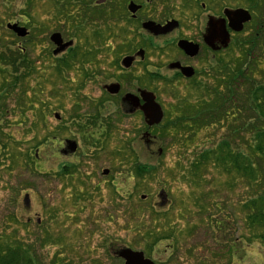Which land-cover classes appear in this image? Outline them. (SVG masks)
Returning <instances> with one entry per match:
<instances>
[{
  "label": "rangeland",
  "instance_id": "1",
  "mask_svg": "<svg viewBox=\"0 0 264 264\" xmlns=\"http://www.w3.org/2000/svg\"><path fill=\"white\" fill-rule=\"evenodd\" d=\"M31 1L0 0V53L15 50L22 41L5 28L7 22H22L25 13V26L30 31L21 44L25 47L20 70L24 80L8 95L0 91V235L30 246L43 264H124L116 254L124 247L143 251L156 264H264V243L255 237L244 213L250 183L225 172L220 161V165L212 163L200 171L192 166L198 160L197 153L220 145L229 131L227 124L217 123L201 131L195 144L188 147L179 138L176 142L163 136L161 126L145 129L141 113L111 117L102 114L98 119L101 125L95 127L89 123L91 118L82 117L83 123L92 126V139L86 140L71 124L69 132L65 120L96 109L102 85L113 80L108 76L113 63L108 53L120 49L124 39L127 44L128 38L116 33L121 22H109L116 35L107 32L102 49L91 57L97 70L107 74H98L97 82L91 80L82 86V70L77 68L67 70V80H61L56 69L50 67V62L56 60L52 58L50 35L60 31L63 38L81 45L84 27L79 26L82 39L74 38L70 21L65 23V16L55 15L52 0ZM155 1L153 15L157 17L165 8L174 17L199 14L204 23L215 11L220 16L226 7H245L242 0L203 1L206 11L201 8V0L190 8L185 0ZM193 1L187 0L190 4ZM252 22L259 23L253 17L237 40L250 34ZM41 23L46 26L39 31L35 27ZM100 23L87 21V31L105 30L108 22ZM236 41L228 46L232 56L238 55ZM260 47L264 49V44ZM223 54L226 52L219 55ZM168 57L156 52L149 59L153 63L147 65L148 69L158 68ZM29 62L33 70L28 68ZM142 66L133 72V83L125 86L126 92L148 87ZM262 76L257 75L259 83H264ZM2 78L0 73V90ZM168 78L166 74V80L155 85L167 120L177 116L169 112L172 103L187 97L189 104H195L198 96L192 84H174ZM11 79L8 77L7 82ZM109 106V111L117 108ZM55 113L61 116L59 120ZM55 126L62 135L59 144L49 140L40 144ZM100 127L106 128L104 133L98 131ZM147 130L150 133L146 138ZM66 138L78 142V150L72 155L61 153ZM149 138L155 141L150 150L145 145ZM182 140L186 141V135ZM230 140L236 141L234 137ZM159 148L163 149L161 155ZM62 163L76 164L77 174L67 178L56 175ZM105 169L107 175L103 174ZM221 221L224 228L216 224ZM233 242L241 244L232 257L228 248Z\"/></svg>",
  "mask_w": 264,
  "mask_h": 264
},
{
  "label": "trees",
  "instance_id": "2",
  "mask_svg": "<svg viewBox=\"0 0 264 264\" xmlns=\"http://www.w3.org/2000/svg\"><path fill=\"white\" fill-rule=\"evenodd\" d=\"M118 1L121 3L117 5L115 2ZM202 1L207 2L209 0ZM27 3L31 4L32 1ZM124 3L125 0H113L107 4L105 12L101 16L106 21L114 22L121 14L118 9H125ZM242 3L253 13L255 21L259 23L252 22V26L249 25L250 34L244 40L237 41L238 55L232 56L228 50L225 51L226 55L223 54L218 57L217 74L213 83L210 85H193V89H198L196 103L189 104L190 100L183 97L184 99L179 102L177 108V116L174 119L171 117L167 120V118L159 131L163 136H170L176 142L179 138V142L181 141L188 147V145L195 144V138L199 136L201 131L217 123L227 124L229 131L225 133L220 145H216V148L207 147L197 153L196 156H198L195 158L198 160L192 166L195 170L200 171L202 168L203 170L207 169L208 165L212 163L220 165L217 162L220 161L225 172L234 173L233 175L238 176L239 179H244L250 183V196L243 203L244 213L251 231L256 234V238L261 239L264 243V230H261L264 227V83H259L256 79L259 73L264 75V58H262L264 57V49H260L262 48L260 46L264 44L262 41L264 35V0H242ZM116 7L118 8L116 9ZM98 40H100L98 36L92 37L90 46ZM78 45L80 46V44ZM22 53L19 49H8V52L0 54L2 83L5 82L3 86L6 90L8 87L10 93L13 91V87L21 84L24 80L23 74H20ZM94 53L95 49H90L88 55L93 58ZM251 55L253 56L250 57ZM85 57L86 54L83 49L70 50L69 54L58 59L57 74L60 78L66 79V71L71 70L76 63L81 62ZM27 66L33 70L30 62ZM8 77H12V81L7 82ZM183 135H186V141L182 140ZM233 137L235 142L230 140ZM50 139L51 134L46 136L40 144L46 143ZM195 149L194 147V152ZM195 174L197 175V172ZM221 223L222 221L216 224L218 227L224 228ZM213 229L218 228L213 227ZM259 229L260 232H257ZM169 237L171 238V236ZM239 244L233 242L231 248H228V253L232 255L233 250H236ZM0 264L43 263L39 256L33 255L30 246H24L21 241L17 240L12 242L4 235H0ZM51 264L56 263L52 262ZM92 264L100 263L93 262Z\"/></svg>",
  "mask_w": 264,
  "mask_h": 264
},
{
  "label": "flooded vegetation",
  "instance_id": "3",
  "mask_svg": "<svg viewBox=\"0 0 264 264\" xmlns=\"http://www.w3.org/2000/svg\"><path fill=\"white\" fill-rule=\"evenodd\" d=\"M113 0H52L55 6V15L65 16V23H68L70 21L71 24H69L72 28V31L74 33V38L79 37L80 27H84L85 34L83 36V43L79 46L78 44L74 45L73 39L66 40L63 38V35L60 31H53V33L50 35V41L54 44V48L52 50V58L56 59L52 63L50 62V67L54 70L56 69V65L58 62V59L62 58L63 56L69 54L70 50L72 49H83V52L86 54V59L84 58L81 60V62L76 63L73 69L80 68L82 70V81L81 85H85L88 81L95 80L97 82V75L100 76L104 73L103 70H97L95 62L91 61L93 60L90 55V49H95L94 55L97 53L99 49H102V45L105 43V39H107L106 33L109 32L113 35L119 34V37L128 38V43L126 44V40H122L120 46H118L120 49H112L113 51L109 52L112 56L113 63L110 65L111 73L108 75L109 77L113 78L112 81L108 83H104L102 85V97L96 101L94 106H96V109L94 111L84 112V113H76V116H70L69 119L65 120L64 123L66 125L65 128L69 132L71 131L70 124L77 129L78 133H81L82 136L88 140L92 139V133L93 131H90L91 124L95 127V125L100 126L101 124H98V119L102 114V116H112L116 115L117 113H121V115H128V114H136L141 113V115L144 118V122L146 125L145 129H152L156 128V130L161 126L165 120L167 119L166 111L163 108V105L161 102H159V96L158 91L155 85L156 82H163L166 79H163L166 74L170 78L168 80L170 82H173L174 84H182L185 83L186 85L189 84H199V85H205L208 83H213L214 79L216 78L217 74V59L218 55L221 52H225L231 49L227 48H221V49H215L208 45L205 40L204 36L207 33V27L210 17L220 18L225 17L224 16V10L222 11V15L218 16V13H213L208 15V20L204 23V21H201L200 15L195 13H188V15H181L174 17L171 15L169 10L162 8L160 11V16L153 15L154 10V2L155 0H143L142 2H138L135 0H125L124 6L125 9H118L121 11V14L116 18V20L112 23L119 24L118 22L122 23V27L117 29V32L115 33V28L109 24L110 21H106L101 16L106 9L107 4H110ZM169 1V0H167ZM117 5L121 3V1L115 2ZM134 3L136 5H139V8L133 12L130 9V4ZM195 2L193 1L192 4L188 3L187 0H185V6H188L189 8L192 7V5ZM116 5V6H117ZM118 7H116L117 9ZM201 8L203 11H206L207 4L202 1ZM232 8V7H231ZM225 9V8H224ZM192 11V10H189ZM148 12L149 14H147ZM22 16V22L20 21H9L6 23L5 28L8 29L10 32H12V35H15L17 39H21L24 41V39L28 38V36L20 37L18 36L13 30L9 29L8 25L11 24H18V26L25 27V13L21 15ZM253 17V16H252ZM99 21V24L102 22H108L105 30H92L87 31V28H90V25H87V21ZM175 20L178 22V24L172 28L170 31H168L165 34H155L154 30L146 27V24L149 22H154L157 25L165 26L169 21ZM186 20L189 22V24H186ZM201 21V22H200ZM228 20H227V29L230 33V44L234 45V42L237 40L238 36L241 35V32H235L233 29L229 28L228 26ZM46 24H37L35 27L39 31L42 30V28H45ZM246 29L247 24L244 25ZM50 25H48V28ZM47 28V27H46ZM30 32V31H29ZM53 34H60V37L65 42H72V44L66 48H64V51H61L58 54L54 53L55 49H58V45L51 39V36ZM99 37L100 40L93 42L92 46H90V40L92 37ZM180 40H185L192 45L193 48L197 45V52L195 54L187 53L184 49L180 48L178 46V42ZM21 43H17L16 49H19L21 52H24L25 47L22 46ZM239 41V39L237 40ZM236 41V42H237ZM94 43L97 45L94 46ZM215 46H219V43L216 42ZM93 47V48H92ZM234 47V46H232ZM12 49V48H10ZM98 49V50H97ZM111 50V49H110ZM8 52V51H6ZM2 51V53H6ZM156 52L161 53L162 57H168L167 61L163 63V65H160L158 68L154 69H148V64H152L153 62L149 61L150 57L156 54ZM1 54V53H0ZM90 57V58H89ZM89 58V60H88ZM150 62V63H149ZM176 64V65H174ZM138 65H143L144 67V80L148 87H138L135 92L131 91H125V86L130 85L133 83L132 76H134L133 72L135 69H137ZM187 67L186 70H183V68ZM134 68V69H133ZM133 69V71H132ZM161 69V70H160ZM165 72H164V71ZM1 73V72H0ZM132 75H128V74ZM21 74V73H20ZM2 75V74H1ZM206 79H209V81H206ZM61 80H67L61 78ZM211 80V81H210ZM5 83V82H4ZM2 83V85L4 84ZM145 85V86H146ZM5 91V95H8L9 89L7 87L4 88L2 86L0 91ZM3 91V92H4ZM8 91V92H7ZM25 91V90H24ZM142 92H151L155 96L156 102L159 103L161 106L163 112H164V118L161 123L149 125V123L146 120L144 110L141 108L146 104V100L144 99V95ZM177 96V95H176ZM234 97V96H233ZM129 98V99H127ZM131 98H136V100H132ZM178 98V97H176ZM184 98L178 99L175 104L172 103L170 105V114L176 115L177 114V108L179 107V102L183 100ZM95 102V101H92ZM110 104H114L117 106L113 111H109L108 108L110 107ZM108 111V112H107ZM38 112H40L38 110ZM23 113V112H22ZM107 113V114H106ZM54 117L56 119H60L61 116L58 113L54 114ZM91 118L92 122L83 123L81 121V118ZM68 123V124H67ZM103 125V124H102ZM76 126V127H75ZM98 128V127H97ZM101 128V127H100ZM94 130V129H93ZM106 128H101L98 130L100 133H104ZM146 131V133H150V131ZM97 132L96 130H94ZM59 130L58 126L54 127V132L51 131V139L50 142H54L56 145L59 144L60 136H62ZM98 133V132H97ZM99 133V134H100ZM147 138V137H146ZM69 142H75L77 149L75 151H72L70 149V143ZM63 145V149L61 150V153L64 155H72L78 150V142L74 140L73 138H66L61 143ZM155 144L154 139H145V145L148 150H150ZM5 150V147H4ZM163 149L159 148L158 154L161 155ZM77 165L74 163H62L59 166L58 171H56V175L61 177H73L75 174H77ZM107 170V169H105ZM104 170V171H105ZM104 175H107L108 173H104Z\"/></svg>",
  "mask_w": 264,
  "mask_h": 264
},
{
  "label": "water",
  "instance_id": "4",
  "mask_svg": "<svg viewBox=\"0 0 264 264\" xmlns=\"http://www.w3.org/2000/svg\"><path fill=\"white\" fill-rule=\"evenodd\" d=\"M130 9L135 12L139 5L134 3L130 4ZM225 17L215 18L210 17L207 27V33L204 36L205 42L215 49H220L221 47H227L230 43V33L227 29V20L229 21L228 27L233 29L236 32L243 30L244 24L249 22L252 19L251 13L244 8H236L229 9L226 8L224 10ZM178 24L177 21L172 20L169 21L165 26L157 25L154 22H149L146 24V27L154 30L155 34H165L174 28ZM9 29L13 30L18 36L24 37L28 35V30L25 27L18 26V24H9ZM51 39L58 45V49L54 50L55 54L64 51L66 47L70 46L72 42L63 43L60 34H53ZM218 42L220 45L215 46V43ZM193 44L180 40L178 42V46L184 49L187 53L195 54L197 52V45L195 48L192 47ZM176 65V64H174ZM187 67L183 68L186 70ZM144 95V99L146 100V104L141 107L144 110L145 117L149 125L159 124L164 116L163 110L161 106L156 102L155 96L151 92H142ZM129 99V98H127ZM132 100H136V98H131ZM149 134L146 133L147 137ZM70 149L75 151L77 146L75 142H69ZM104 173H108V170H105ZM145 197V196H144ZM117 255L124 260V264H155V262L146 257L145 253L140 250H134L129 247H124L117 252Z\"/></svg>",
  "mask_w": 264,
  "mask_h": 264
}]
</instances>
